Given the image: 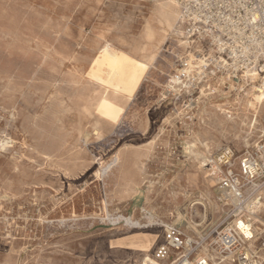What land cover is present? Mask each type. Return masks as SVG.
I'll use <instances>...</instances> for the list:
<instances>
[{"label":"rangeland","instance_id":"rangeland-1","mask_svg":"<svg viewBox=\"0 0 264 264\" xmlns=\"http://www.w3.org/2000/svg\"><path fill=\"white\" fill-rule=\"evenodd\" d=\"M150 1L0 0V264H143L138 246L145 238L155 237L148 252L155 260V251L165 243L170 228L200 244L191 263L207 257L210 263L220 264L216 260L219 249L211 246L215 231L234 222L229 219L230 208L217 198L219 180L213 179L211 167L203 168L196 159L192 134L200 132L204 140L220 141V146L210 144L208 159L225 147L233 148L240 157L264 131V105L252 129L249 122L243 126L236 118L240 111H233V119L226 125L212 112L204 116L209 101L230 102L231 110L240 90L227 84L211 96L203 89L190 96L175 82L170 84L175 81L178 60L188 55L171 36L157 50L155 62L140 73L136 89L119 95L123 117L115 128L104 125L101 141L94 136L97 116L87 113L88 105L104 91L90 81L103 44L109 42L130 57V68L141 67L143 54L135 52L133 41L149 15ZM128 27H132L131 36ZM26 58H30L28 62ZM119 75L122 79V73ZM126 149L139 156L132 167L135 191L127 193L115 177L104 172L117 153ZM198 149L204 151L201 146ZM207 188H211L219 213L205 221L198 205L190 218V206L201 202L198 200ZM176 201L187 213L181 222ZM258 209L252 219L254 239L246 244V251L257 264H264V194ZM177 258L163 264H174ZM222 264L239 263L228 260Z\"/></svg>","mask_w":264,"mask_h":264},{"label":"built area","instance_id":"built-area-1","mask_svg":"<svg viewBox=\"0 0 264 264\" xmlns=\"http://www.w3.org/2000/svg\"><path fill=\"white\" fill-rule=\"evenodd\" d=\"M179 26L194 47L192 58L179 59L175 83L194 96L203 91L211 96L233 84L236 89H253L264 96V0H177ZM225 79V82H222ZM219 177L217 197L230 208L228 224L215 231L211 246L219 249V263L257 264L246 251L251 241L240 229L249 226L261 205L264 192V140L249 147L240 157L231 147L209 159ZM200 244L170 228L165 243L155 251V260L174 264L191 262ZM203 259L200 264L205 263Z\"/></svg>","mask_w":264,"mask_h":264},{"label":"bare ground","instance_id":"bare-ground-1","mask_svg":"<svg viewBox=\"0 0 264 264\" xmlns=\"http://www.w3.org/2000/svg\"><path fill=\"white\" fill-rule=\"evenodd\" d=\"M99 1V0H98ZM102 1V0H101ZM97 2V0H96ZM57 4H59L58 2H56ZM55 3V4H56ZM101 4V3H100ZM97 5V4H96ZM104 5V4H103ZM98 6V5H97ZM100 6V5H99ZM17 7V6H16ZM102 7V6H101ZM40 8V7H39ZM149 8V15L146 16L143 20V23L141 25V29L139 31V34L137 35V39H135L134 42V49L135 52H139L142 53L143 56V61L139 63V65L141 66L138 70L136 69H132L130 68L132 59L130 57H128L127 55H124L122 52H120L119 50L115 49L112 47V45L107 42L105 44L102 45V47L100 48V53L98 55V58L96 59L95 63L93 64V68L91 70V74H90V81L92 84H94V86H97L99 88H103V94L100 98H98L97 100H92L91 105H88L89 108L87 109V113L90 114L92 117L94 115L97 116V121L95 123V125L93 126L94 128V136L96 138V140L101 141L102 138L104 137L105 131H106V127L107 126H111L113 128H115L116 126H118V124L120 123L122 117H123V112H124V108L122 106V101L119 98V95H121V93L125 94V93H132L139 81H140V77L142 72H144L145 70H147L150 65L155 62L156 60V56H157V50L159 49V47L165 45L170 37H175L177 39V43L179 45V47H181L183 49V51L188 54L187 56L192 58V53H190V51L192 52V50L194 49V47L191 45V43L188 42V40L184 37L182 30L179 26V7H178V3L177 0H151L150 1V5L148 6ZM15 9V8H14ZM18 9V8H17ZM19 12V11H18ZM32 12V11H31ZM30 12V13H31ZM21 14V13H20ZM79 14V12H78ZM5 15V14H4ZM23 15V13H22ZM38 15V14H37ZM110 15V14H109ZM87 16V15H86ZM89 16V15H88ZM9 17V16H8ZM22 17V16H21ZM27 17V15L25 16ZM37 16H35V19ZM39 17V15H38ZM93 17V16H91ZM110 17V16H109ZM85 18V17H84ZM95 18V17H94ZM2 19V18H1ZM11 19V17H10ZM19 19V17H18ZM22 19V18H21ZM29 19V18H27ZM40 19V18H39ZM109 19V18H108ZM23 20V19H22ZM20 20V21H22ZM50 20V19H49ZM101 20V19H100ZM51 24V21H49ZM64 22V21H63ZM87 22V21H86ZM2 23V22H1ZM4 23V22H3ZM8 24H10V22H6ZM17 23V22H16ZM29 23V22H28ZM45 23V22H44ZM47 23V22H46ZM107 23V22H106ZM105 23V24H106ZM5 24V23H4ZM8 27H10V25H8ZM19 24V23H18ZM22 25V24H21ZM26 25V24H25ZM41 26H44L42 24H40ZM2 26V25H1ZM39 26V24H38ZM105 26V25H104ZM113 26V25H112ZM123 26V25H122ZM18 27V26H17ZM16 27V28H17ZM27 27V26H26ZM32 27V26H31ZM109 27V26H108ZM124 27V26H123ZM11 28V27H10ZM15 28V27H14ZM15 28V29H16ZM30 28V27H29ZM43 28V27H42ZM69 28V27H68ZM22 29V28H21ZM36 29V28H35ZM128 29L130 30V32L128 33L129 36L132 35L131 33V29L132 27H128ZM9 30V29H8ZM14 30V29H13ZM18 30V29H16ZM111 30V29H110ZM3 31V30H2ZM30 31V30H29ZM38 31V29H37ZM51 31V30H50ZM63 31V30H62ZM65 31L67 32V30L65 29ZM27 32V31H26ZM31 32V31H30ZM46 32V31H45ZM44 32V33H45ZM55 32V31H54ZM52 32V34L54 33ZM61 32V31H60ZM113 32V31H112ZM42 33V34H44ZM50 33V32H47ZM27 34V33H26ZM40 34V32H39ZM80 34V33H79ZM120 34V33H119ZM29 35V34H28ZM33 34H31L32 36ZM45 35V34H44ZM60 35V33H59ZM37 36V35H36ZM50 36V35H49ZM52 36V35H51ZM58 36V35H57ZM64 36V35H63ZM24 37V36H23ZM35 37V36H34ZM41 37V36H40ZM46 37V36H45ZM67 37V36H66ZM81 37V36H80ZM101 37V36H100ZM44 38V36H43ZM50 38V37H49ZM52 38V37H51ZM34 39V38H33ZM48 39V38H47ZM55 39V38H52ZM57 39V38H56ZM63 39V38H62ZM46 40V38H45ZM52 41V40H51ZM67 41V40H66ZM122 41V40H121ZM119 42V41H118ZM130 42V41H129ZM2 43V42H1ZM34 43V42H33ZM47 43V42H46ZM51 43V42H50ZM73 43V42H72ZM53 44V43H52ZM64 44V42H63ZM70 44V43H69ZM80 44V43H79ZM128 44V42H127ZM3 45V44H2ZM24 45V44H23ZM78 45V44H77ZM120 45V44H119ZM130 45V43H129ZM18 46V45H17ZM75 46V45H73ZM43 47V46H41ZM66 47V46H63ZM86 47V46H85ZM76 48V47H75ZM88 48V47H87ZM8 49V48H7ZM18 49V48H17ZM80 49V48H78ZM85 49V48H84ZM45 50V49H44ZM43 50V51H44ZM50 50V49H49ZM73 50V49H72ZM42 51V52H43ZM91 51V50H90ZM94 51V50H93ZM98 51V50H97ZM17 52V51H16ZM35 52V51H34ZM49 52V51H48ZM37 53V52H36ZM92 53V51H91ZM20 54V53H17ZM49 55V54H48ZM51 55V54H50ZM21 56V55H20ZM34 56V55H32ZM37 56V54H36ZM82 56V55H81ZM26 57V56H25ZM38 57V56H37ZM51 57V56H50ZM22 58V57H21ZM32 61L33 57H31ZM43 58V57H42ZM52 58V57H51ZM30 59V58H29ZM28 59V60H29ZM85 59V58H84ZM88 59V58H87ZM181 59V58H180ZM27 60V58H26ZM24 60V61H26ZM27 60V62H28ZM40 60V59H37ZM90 60V58H89ZM71 61V60H70ZM36 62V61H35ZM39 62V61H38ZM51 62V61H50ZM35 64V63H34ZM37 64V62H36ZM30 65V64H29ZM39 67V66H38ZM37 67V68H38ZM30 68V67H29ZM1 69V68H0ZM33 68H31L30 70H32ZM35 69V67H34ZM42 69V68H41ZM6 70V69H5ZM17 70V69H16ZM36 70V69H35ZM38 70V69H37ZM45 70V69H44ZM3 71V70H2ZM48 71V70H47ZM24 75H28L29 73H26V71ZM12 73V72H11ZM22 73V72H21ZM119 73H122V79H119L118 77L120 76ZM13 74V73H12ZM40 74V73H39ZM38 74V75H39ZM14 76V75H13ZM21 76V74H20ZM19 76V77H20ZM57 76V75H56ZM15 77H18L17 75ZM40 77V76H39ZM60 77V76H59ZM24 78V76H23ZM44 78V77H42ZM46 78V77H45ZM69 78V77H68ZM67 78V80H68ZM30 79V78H29ZM22 81V80H21ZM20 82V81H19ZM36 82V81H35ZM46 82V81H45ZM175 81L171 80L172 84ZM17 83V82H16ZM23 83V82H22ZM50 83V82H49ZM75 83V82H73ZM9 84V83H8ZM26 84V83H25ZM52 84V83H51ZM57 84V83H56ZM60 84V83H59ZM66 84V83H65ZM13 85V84H12ZM11 85V86H12ZM19 85V84H18ZM32 85V84H31ZM30 85V86H31ZM36 85V84H35ZM44 85V84H43ZM53 85V84H52ZM63 85V84H62ZM9 86V85H8ZM47 86V85H46ZM58 86V85H57ZM29 87V86H28ZM34 87V86H32ZM56 87V86H55ZM72 87V86H71ZM70 87V88H71ZM79 87V86H77ZM87 87V86H86ZM85 87V88H86ZM96 87V88H97ZM6 88V87H5ZM11 88V87H9ZM15 88V87H14ZM13 88V89H14ZM36 88V86H35ZM34 88V89H35ZM50 89L52 87H49ZM82 88V87H81ZM7 89V88H6ZM41 89V88H40ZM45 89V88H44ZM43 89V90H44ZM61 89V88H60ZM59 89V90H60ZM72 89V88H71ZM87 89V88H86ZM93 89V88H92ZM38 90V89H37ZM61 90H65V89H61ZM4 91V90H3ZM69 92V91H68ZM56 93V92H55ZM59 93V92H57ZM70 93V92H69ZM68 93V95H69ZM77 93V91H76ZM80 93V92H79ZM83 93V92H82ZM58 95V94H57ZM75 95V94H74ZM1 96V95H0ZM60 96V95H59ZM70 96V95H69ZM76 96V95H75ZM98 96V95H97ZM61 97V96H60ZM72 99H74V96H71ZM2 98V96H1ZM3 99V98H2ZM5 99V98H4ZM24 99V98H23ZM71 99V98H70ZM77 101V99H75ZM79 100V99H78ZM84 100V98H83ZM81 100V101H83ZM61 101V100H60ZM59 101V102H60ZM70 101V100H69ZM80 101V100H79ZM2 102V101H1ZM10 102V101H8ZM52 102V101H51ZM57 102V101H56ZM73 101H70V103ZM85 102V101H83ZM55 103V102H54ZM5 104V103H4ZM52 104V103H51ZM65 104V103H62ZM80 104V103H79ZM230 102L221 104L215 101H209V104L204 108L203 110V114L206 117H209V115L212 113H214V115H216V117H218V121H220L223 125H226L228 123H230V121H232L233 119V111H240L241 114L238 115L236 118H239L241 125L245 126L247 125V122H249V128H254L255 124L257 123V115L259 114L262 106L264 105V96L262 94L256 93L254 90L248 89V90H240L237 94L236 99L233 100L232 103V108L231 110L228 109V106H230ZM9 105V104H7ZM50 105V104H49ZM57 106V104H55ZM73 105V103H72ZM82 105V104H81ZM85 105V104H83ZM54 106V104H53ZM52 106V107H53ZM58 107H60L58 105ZM63 107V106H62ZM239 107V108H236ZM64 108V107H63ZM70 108V107H69ZM82 108V107H81ZM87 108V106H86ZM54 109V108H53ZM85 109V108H84ZM5 110V109H4ZM12 110V109H11ZM49 110V109H48ZM64 110V109H63ZM69 110V109H68ZM53 111V110H52ZM126 111V110H125ZM57 112V111H56ZM56 112H54L56 114ZM64 112V111H63ZM67 112V111H66ZM70 112H73L72 110H70ZM85 112V111H84ZM44 113V112H43ZM49 113V112H48ZM53 113V114H54ZM59 113V112H58ZM86 113V112H85ZM253 113V114H252ZM253 116H252V115ZM13 115V114H12ZM52 115V113H51ZM252 116L251 118H249V116ZM44 116V115H42ZM54 116V115H53ZM242 116V117H240ZM35 117V116H34ZM90 117V116H89ZM18 118V117H17ZM27 118V117H26ZM29 118V117H28ZM27 118V119H28ZM44 118V117H42ZM50 118V117H49ZM5 119V118H4ZM39 119V118H38ZM52 119V118H51ZM15 120V119H14ZM34 120V119H33ZM44 120V119H43ZM56 120V119H55ZM23 121V119H22ZM31 121V120H29ZM46 121V120H45ZM44 121V122H45ZM38 122V121H37ZM53 122V120H52ZM55 122V121H54ZM57 122V121H56ZM209 122V121H208ZM217 122V120H216ZM7 123V122H5ZM29 123V122H28ZM42 122H39V124ZM212 123V122H211ZM235 123V122H234ZM24 124V123H23ZM38 124V125H39ZM43 124V123H42ZM217 124V123H216ZM30 125V124H29ZM46 125V124H45ZM104 125H106V127H104ZM220 125V124H219ZM259 125V124H258ZM8 126V125H7ZM14 126V125H13ZM23 126V125H22ZM26 125H24L25 127ZM31 126V125H30ZM41 126V125H40ZM39 126V127H40ZM43 126V125H42ZM47 126V125H46ZM218 126V125H217ZM235 126V125H234ZM238 127V125H236ZM235 126V128H236ZM219 127V126H218ZM29 128V127H28ZM31 128V127H30ZM29 128V129H30ZM41 128V127H40ZM60 128V127H59ZM63 128V127H62ZM223 128V127H222ZM26 129V128H25ZM32 129V128H31ZM35 130H37L36 128H34ZM46 129V128H45ZM53 129V128H52ZM217 129V128H216ZM34 130V131H35ZM41 130V129H40ZM43 130V129H42ZM51 130V129H50ZM56 130V129H55ZM218 130V129H217ZM221 130V129H220ZM219 130V131H220ZM24 131V130H23ZM44 131V130H43ZM52 131V130H51ZM55 132V131H54ZM69 132V131H68ZM73 132V131H72ZM71 132V133H72ZM44 133V132H43ZM42 133V134H43ZM50 133V132H49ZM64 133V132H63ZM237 133V132H236ZM9 134V133H8ZM33 134V133H32ZM36 134V132H35ZM53 134V133H52ZM68 134V133H67ZM221 134V133H220ZM259 134V133H258ZM47 135V133H46ZM50 135V134H48ZM54 135V134H53ZM70 135V134H69ZM34 136V135H33ZM41 136V135H40ZM57 135H55L56 138ZM61 137L63 135H60ZM238 136V135H237ZM36 137V136H35ZM64 137V136H63ZM157 137V136H156ZM222 137V136H221ZM254 137V136H253ZM51 138V136H50ZM54 138V137H53ZM59 138V137H58ZM240 138V137H239ZM34 139V138H33ZM60 139V138H59ZM62 139V138H61ZM64 139V138H63ZM80 139V138H79ZM214 138H211L210 140H204V137L202 139V135L200 132H194L192 134V146L194 148V151L196 152L195 156L196 159L199 161V163L202 165L203 168L209 167V159L207 158V155L210 151V144H215L216 146L219 145L220 141H212ZM36 140V139H35ZM42 140V138L40 139ZM226 140V139H225ZM224 140V141H225ZM262 140H264V131L261 132V134L258 136L257 141L254 142V144L252 146H255L257 144H259ZM33 141V140H32ZM38 141V140H37ZM57 141V140H56ZM60 141H64V140H60ZM227 141V140H226ZM7 142V141H6ZM39 142V141H38ZM44 142V141H43ZM59 142V141H58ZM186 141H184L185 143ZM248 142V141H247ZM46 143V142H45ZM49 143V142H48ZM61 143V142H59ZM58 143V144H59ZM227 143V142H226ZM241 143V142H240ZM239 143V144H240ZM47 144V143H46ZM190 144V142H189ZM1 145V144H0ZM7 145V144H6ZM39 145V143H38ZM37 145V147H38ZM62 145V144H61ZM2 146V145H1ZM10 146V145H9ZM198 146H201L204 151H200V149H198ZM212 146V145H211ZM220 146V145H219ZM241 146V145H240ZM5 147V146H4ZM12 147V146H10ZM44 147V145H43ZM56 147V146H54ZM214 147V146H213ZM234 147V145H233ZM2 148V147H1ZM6 148V147H5ZM40 148V147H39ZM53 148V147H51ZM62 148V147H61ZM87 148V147H86ZM156 148V147H155ZM236 148V147H235ZM54 149V148H53ZM58 149V148H57ZM56 149V150H57ZM71 149V148H70ZM6 150V149H5ZM38 150V149H37ZM43 150V149H42ZM45 150V149H44ZM49 150V148H48ZM47 150V151H48ZM61 150V149H60ZM88 150V149H87ZM216 150V149H214ZM7 151V150H6ZM52 151V149H51ZM59 151V150H58ZM4 152V151H3ZM43 152V151H42ZM46 152V151H45ZM50 152V151H49ZM53 152V151H52ZM57 152V151H56ZM61 152V151H60ZM55 152H53L54 155ZM148 153V152H147ZM187 153V151H186ZM189 153V152H188ZM50 154V153H49ZM71 154V153H70ZM69 154V155H70ZM91 155V154H90ZM139 156H135L134 153L130 150V149H126V150H121L120 152L117 153V155L115 156V159L113 161V163L111 165H109L106 169H105V174H109L113 177H115V179L117 180V182H119V185L121 187L124 188V191L129 192V191H133L134 190V185H133V176H132V167L134 166V164H136L138 162V158ZM143 157V156H142ZM190 157V156H188ZM114 158V157H113ZM144 158V157H143ZM93 159V158H92ZM191 159V157H190ZM47 160V159H46ZM51 160V159H50ZM49 160V161H50ZM147 160V159H146ZM140 161V160H139ZM61 162V161H60ZM60 162H58V164H60ZM92 162V161H91ZM14 163V162H13ZM52 163V162H51ZM15 164V163H14ZM62 164V163H61ZM88 164H92V163H88ZM87 164V165H88ZM85 165V167L87 166ZM145 165V164H144ZM83 166V165H82ZM72 167V166H71ZM81 167V166H80ZM194 168V167H193ZM80 169V168H78ZM83 169V168H82ZM80 169V170H82ZM196 169V168H195ZM197 170V169H196ZM199 170V169H198ZM209 171L212 172V177L215 180H219V177L217 175V173L215 172V169L213 167H211L209 169ZM76 172V171H75ZM74 172V173H75ZM77 173V172H76ZM101 173V172H100ZM98 174V173H97ZM181 174V173H180ZM208 174V173H207ZM191 175V174H190ZM72 176V175H71ZM183 176V175H181ZM193 176V175H192ZM96 177V176H95ZM181 179V178H179ZM208 179V178H207ZM100 180V179H99ZM213 181V180H212ZM194 182V181H193ZM207 182V181H206ZM212 183V182H211ZM73 184V183H72ZM196 184V183H195ZM69 185V184H68ZM214 186V185H213ZM152 187V186H151ZM164 187V186H163ZM121 188V190L123 189ZM137 189V188H136ZM167 189V188H166ZM117 190V189H116ZM109 191V190H108ZM115 191V190H114ZM118 191V190H117ZM135 191V190H134ZM168 191V190H167ZM166 191V192H167ZM152 192V191H151ZM172 192V191H171ZM134 193V192H133ZM139 193V192H138ZM137 193V194H138ZM215 193V192H214ZM24 194V193H23ZM119 195V194H118ZM128 195V194H127ZM182 195V194H181ZM120 196V195H119ZM136 196V195H135ZM166 197V196H165ZM168 197V196H167ZM178 197V196H177ZM183 197V196H182ZM134 198V196L132 197ZM170 198V196H169ZM218 198V197H217ZM198 202L194 205H191L189 210V215L190 218L192 217V213H193V208L195 206L200 205V207H202L203 211H204V219L205 221L208 220L209 216L215 215L217 212L219 213V207L216 204V202L212 199V191L211 188H207V190L204 192L203 194V199H199ZM184 202V201H183ZM9 204V203H8ZM224 206V205H223ZM263 207V206H262ZM149 209V208H148ZM259 210V209H258ZM150 211V210H149ZM175 211H176V216H177V220L178 222L184 221L187 218V213L185 215V212L182 209V206H180L179 201H176L175 203ZM263 211V210H262ZM261 213V212H259ZM258 214V213H257ZM154 216V215H153ZM152 214H150V219L153 218ZM157 216V215H156ZM130 219V218H129ZM213 220V219H212ZM193 221V218H192ZM190 227H193L194 224L190 223ZM166 225V224H165ZM198 225V224H197ZM187 228V230H189V228ZM240 229L245 233V235H247V237L249 239H251V241L254 239V235L253 232H249V226H246L245 224H240L239 225ZM186 230V231H187ZM257 232V231H256ZM9 235V234H8ZM7 235V236H8ZM6 236V237H7ZM51 238V237H50ZM17 239V238H16ZM155 237H151V238H145L142 242V244L140 246H138V249L140 252L143 253V260L142 263L143 264H163V263H158L155 260L151 259L148 255L149 249L151 247L150 243L152 240H154ZM59 244V243H58ZM55 245V244H54ZM80 246V244H79ZM82 246V245H81ZM42 247V246H41ZM44 253V252H43ZM116 253V252H115ZM128 253V252H127ZM54 254V253H53ZM70 254V253H68ZM124 255V254H123ZM127 255V254H126ZM140 255V254H138ZM211 256V255H209ZM80 257V256H79ZM153 257V256H152ZM155 257V256H154ZM137 258V257H136ZM207 257L201 258L200 260L206 259ZM155 259V258H154ZM213 259V258H210ZM89 260V259H88ZM92 261V259H91ZM107 261V260H106ZM131 261V260H130ZM178 259L175 261L177 262ZM8 262V261H7ZM20 263V262H19ZM113 263V261H112ZM260 263V262H259ZM8 264V263H7ZM185 264H193L191 262L189 263H185ZM197 264H200L199 262ZM202 264H218L216 263L214 260H212V263H210L209 261H205V263Z\"/></svg>","mask_w":264,"mask_h":264}]
</instances>
